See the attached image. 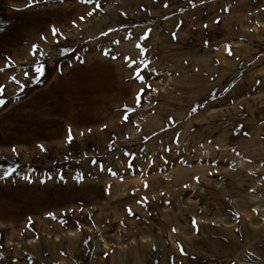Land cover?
I'll return each mask as SVG.
<instances>
[{"label": "rangeland", "instance_id": "374dc122", "mask_svg": "<svg viewBox=\"0 0 264 264\" xmlns=\"http://www.w3.org/2000/svg\"><path fill=\"white\" fill-rule=\"evenodd\" d=\"M28 4L0 0V68L7 58L15 65L0 73L9 98L0 128L17 113L40 112L46 90L59 100L57 85L88 77L113 54L124 59V91L115 96L108 79L102 97L86 87L71 93L73 112L83 99L101 113L91 115L97 121L65 123L62 137H42L57 126H34L28 144L0 141V165L17 169L0 179V264H115L120 253L128 264L137 255L140 264H264V231L242 238L249 219L264 223V210H255L264 208V0H100L92 16L95 4L84 0ZM98 41L104 57L86 46ZM33 45L46 55L33 56ZM126 57L150 62L143 84ZM37 61L46 73L29 83L24 71ZM11 76L27 85L23 92ZM125 106L135 109L127 120ZM238 161L246 170L231 173ZM222 223L233 225L237 252L229 254Z\"/></svg>", "mask_w": 264, "mask_h": 264}, {"label": "bare ground", "instance_id": "6f19581e", "mask_svg": "<svg viewBox=\"0 0 264 264\" xmlns=\"http://www.w3.org/2000/svg\"><path fill=\"white\" fill-rule=\"evenodd\" d=\"M132 3V2H131ZM126 9H129L130 7L125 5ZM65 19L67 17H64ZM32 20V19H27V21ZM39 22H43V17H39L36 18V25L35 26H41L42 24H40ZM28 25H30L28 28L30 27H35L33 26L34 23H26ZM103 45V43L101 44L100 41H98V43L96 45H94V43H88L86 46H88V49L90 50V52H93V48L95 50H98L99 53L106 54L105 52L101 51L99 49V47H101ZM101 56V55H100ZM113 57H115V59H113ZM119 59V55L118 54H113L111 56L108 57V60H104L102 58L101 62H99L96 66H95V73L89 75L88 77L84 78V79H74V80H69L68 82H66L65 84L61 85H57L55 93H59V100L56 99L53 95V93L50 90H46L43 93H41L38 97V102L37 105L39 107L40 112L35 113L34 115H31L30 117H25L23 114V112L17 113L16 117L13 119L14 123H9L8 121L6 123L3 124V126L0 128V141L5 140V142L8 141H12L15 140L16 138L21 137L22 138V142L23 143H30L32 141V139L29 136V131L32 127H46V128H52L54 126L59 127V129L51 131V132H46L42 135V137H46V136H51V137H55V138H59L62 137L64 135L65 132V123H69V124H75L76 122H83L85 120H93V121H97L98 117L92 119L91 115H97L98 113H101V107L99 104H93V103H89L87 106H85V103L83 102V99H80V101H77L74 105V108L77 107L79 109H76L73 112V108L71 107L70 103H69V97L71 95V93H73L74 91L82 88V87H86L87 89H91V93H94L96 95H98L99 97H102L105 90V85L108 84V79H112L113 80V87L115 89V96H122L123 91L121 90L120 84H122V80H121V76H122V68L124 67V59H122L121 61L118 60ZM115 60H118L117 62ZM78 65H84V63L82 61H80L78 63ZM85 66V65H84ZM82 70V68L79 66V68H77V71ZM61 80V77H59L58 79H56V83H58ZM43 100H48V102L44 103ZM25 105V104H24ZM23 105V106H24ZM32 106H29V110H32L31 108ZM7 115V114H6ZM4 117H1L0 119H2ZM4 129L10 130L11 133L10 134H6V133H2V131ZM95 145H99L101 141H98V139H93L91 140ZM261 146H264V144H262ZM239 165L237 167L234 168V170L231 172L233 173L234 171L237 172H241L246 170L247 166L244 162L242 161H238L237 162ZM229 172V171H228ZM235 184L233 183L232 187ZM243 183L241 185H238V187L242 186ZM248 185V184H247ZM8 191V188H5V192ZM41 195H43V192L41 193ZM2 197L5 198H13V196L11 194H4ZM250 198V197H249ZM42 196H36L35 198H32L33 201H38L41 200ZM251 199V198H250ZM13 201L15 203H18V197L14 198ZM25 200L22 199V204L19 208H21V210H24V202ZM252 202H255L256 204H260L262 201L258 202L255 200H252ZM251 202V205H252ZM248 203V202H247ZM236 205V204H234ZM262 206V205H261ZM41 208L42 205L40 204H34L31 205L30 208ZM263 207V206H262ZM258 208L255 210H259V211H263L264 208ZM240 209V208H239ZM218 217V216H217ZM216 217V218H217ZM246 222H247V218L245 216ZM228 218L226 220H221V222H227ZM251 227H249L250 229L245 230V232L242 233V238L247 240V239H254L258 233H261V231H264V228H261L262 226H264V223L259 224V222L254 221V217L253 220L249 219ZM222 225H227V233H228V237L226 238L225 242H226V247L227 250L229 251V254L233 253V252H237L238 250L241 249L240 246V241L238 239V236L235 235V230L232 228L233 225L232 224H224L222 223ZM253 228V229H252ZM260 229V230H259ZM135 233L137 232H133L130 234V236H134ZM259 239V237H258ZM211 243L210 245L216 249H218L220 252L224 250V246L223 244H219L217 242H215L214 240H209ZM245 245H247V242L245 241ZM258 253H260L262 256H264V249L260 250ZM123 255L122 260H116V261H112L110 263H115V264H128L127 262H125L124 258H126L125 253H120ZM130 254L132 255V257L137 258L138 256V260H141L142 257H140L139 255H134L132 251H130ZM82 259L84 260V258L86 259V261H88V256L87 255H83L81 254ZM116 259V258H115ZM135 261L132 264H140L138 263L139 261Z\"/></svg>", "mask_w": 264, "mask_h": 264}, {"label": "snow or ice", "instance_id": "6c2138e0", "mask_svg": "<svg viewBox=\"0 0 264 264\" xmlns=\"http://www.w3.org/2000/svg\"><path fill=\"white\" fill-rule=\"evenodd\" d=\"M33 3H39V0H29V4L28 6L31 7ZM84 3H94L95 4V8L93 9V11H90L87 13L88 16H92L95 12L96 9L100 8V0H84ZM167 6V5H165ZM81 20H84L85 17L81 16L80 17ZM219 22V21H217ZM75 23V22H73ZM0 31H2V29H0ZM53 36H56L59 32L58 29H56L54 26L51 29ZM102 35H108L107 32L101 33ZM42 39H47V37H41ZM58 42V41H57ZM116 43H118V41H116ZM137 48L140 49V54L144 55L147 52V49L145 47H143L140 44H137ZM67 51V50H65ZM228 51H229V55H231V48L230 46L228 47ZM31 54L33 56H38V55H46V53H44L38 45H33L32 46V52ZM113 59H115V57H113ZM128 62H129V66H133L135 65V78L139 81H141V83L143 84L146 80V77L144 75V73L148 70L149 66H150V62L148 61H142V62H137L136 60L132 59L131 57H126L125 58ZM142 64V66H141ZM15 65L11 62V58H7L6 62H5V66L0 68V73H3L5 71L6 68H13L14 69ZM47 70V65L46 63L43 62H35L33 68L31 69H27L24 71V76L27 77L29 79V83H40L42 78L44 77L45 73ZM10 80L12 82H14L19 88L20 91L23 92L24 88L27 86L25 84L22 83L21 80H18L16 78V76H11ZM152 86L148 85V91H151ZM6 85L0 84V108H3L8 102H9V98L6 96ZM18 95L17 93H13V96ZM146 96V90L145 88H141L139 90V92L136 94V103L137 105H139L141 103V99L142 97ZM126 107V114L124 116V119L127 120L128 119V115L127 113H131L134 112L135 109L134 108H127ZM195 111V109H193ZM68 135H67V139L66 142L71 144L74 136L72 133V129L71 127L68 128ZM83 135V133H81ZM41 148L42 151H46V149L43 148L42 145L39 146ZM12 151L14 153H16V149L13 148ZM18 155V153H16ZM93 163H96L95 161H93ZM0 170H2V172H0V179L11 176L13 173L16 172V167L15 166H9L7 168H4L3 165H0ZM147 186V185H146ZM129 214H133L131 211V208L128 209ZM49 215H53V214H49ZM173 231H175V229H173ZM181 251L183 252V248L181 247ZM186 254V253H185Z\"/></svg>", "mask_w": 264, "mask_h": 264}]
</instances>
